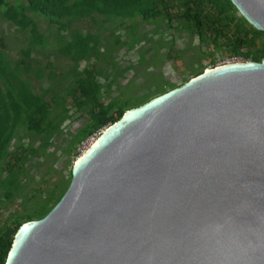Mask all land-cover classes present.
<instances>
[{
    "label": "water",
    "instance_id": "95a60500",
    "mask_svg": "<svg viewBox=\"0 0 264 264\" xmlns=\"http://www.w3.org/2000/svg\"><path fill=\"white\" fill-rule=\"evenodd\" d=\"M264 32V0H230ZM4 264H264V57L127 109Z\"/></svg>",
    "mask_w": 264,
    "mask_h": 264
},
{
    "label": "trees",
    "instance_id": "16d2710c",
    "mask_svg": "<svg viewBox=\"0 0 264 264\" xmlns=\"http://www.w3.org/2000/svg\"><path fill=\"white\" fill-rule=\"evenodd\" d=\"M235 11L230 0H25L15 4L0 0V18L10 21L27 35L26 44L19 48L16 58L11 59L0 43V188L4 189L3 195L11 198L18 190L26 157L44 153L52 137L60 132L61 123L68 117L69 109L64 105L67 98L74 111L87 116L86 123L72 134L64 149L69 161L71 155L80 154L79 144L118 120L127 109L177 86L162 82L155 86L152 96L122 97L119 94L104 104L102 98L109 92L117 62L111 47L114 32L102 35L103 31L125 28L131 37L121 41L115 34L112 43L117 46L121 42L131 48L139 41L135 33L137 18L144 22L165 19L170 29L183 27L196 33L201 41L212 38L213 43L234 27L230 38L226 37L232 55L259 61L264 57V42L255 45V40L264 36V32L244 25L246 21L242 17L243 23L236 24ZM29 13L56 26L55 52L57 57L70 61L66 69L58 70L47 55H44L45 60L34 56L41 53L47 37L39 31L37 21ZM83 21L94 23L97 30L83 32L74 26ZM143 38L147 39V35ZM252 46L254 49L250 48ZM244 47L247 49L242 51ZM171 48L169 46V50ZM170 52H167L168 57ZM99 60L105 61L109 70L98 66ZM83 61L84 65L79 68ZM129 68L126 66L118 74ZM203 70L204 67H198L192 76ZM100 77L106 82H100ZM42 79L48 82L46 86L40 84ZM34 83H38V90ZM33 137L39 141L36 146ZM24 138H28L27 143L23 142ZM70 170L67 182L52 186L45 198L37 197L30 202L31 209L17 215L12 226L5 224L0 231V264H4L19 225L43 217L60 199L70 182ZM3 172L6 175L1 177Z\"/></svg>",
    "mask_w": 264,
    "mask_h": 264
},
{
    "label": "rangeland",
    "instance_id": "374dc122",
    "mask_svg": "<svg viewBox=\"0 0 264 264\" xmlns=\"http://www.w3.org/2000/svg\"><path fill=\"white\" fill-rule=\"evenodd\" d=\"M8 2L15 4L23 3L25 0H8ZM29 14L37 21L39 31L47 37V43L41 53L34 54V56H37L36 58L39 60H45L44 55H47L48 60L52 61L58 70L66 69L70 61L57 57L55 52V40L58 33L56 26L50 25L46 19L39 15ZM234 18L236 24L243 23L237 10L234 12ZM136 20L135 33L139 41L131 48L121 42L117 46L112 43L115 34L120 36L121 41L128 40L131 37V34L127 33L125 28H115L114 31L108 29L102 32V35H110L114 32L111 37V47L113 48L112 55L117 62L113 70L114 79L109 92L105 93L102 98L104 104L110 98H114L119 94L122 97L128 95L143 97L147 94L152 96L153 93L151 92L154 91L158 83L170 82L178 86L184 83L185 79L191 78L198 67L202 66L205 70L233 58L227 38H230L234 27L226 32L225 37H220L213 43L212 38L209 37L201 41L196 33L188 32L183 27L170 29L167 27L165 19H155L154 22H144L139 18ZM128 23L130 21H126V24ZM243 24L247 25L249 23ZM173 25H176V23L174 22ZM74 26L83 32L97 30L96 25L89 21L78 22ZM145 35H147V39L143 38ZM26 36L25 33L19 31L16 25L0 18V43L4 44V50L11 59L16 58L19 48L25 46ZM262 41L264 42V36L258 37L255 40V45H260ZM169 46L172 47L170 50ZM250 48L254 49L253 46ZM246 49L244 47L242 51ZM168 51H171L169 53L170 57L167 56ZM140 57H142V60H140ZM238 59L242 60V58ZM94 61L92 60V62ZM83 65L84 61L80 62L79 68ZM97 65L109 70L103 60H99ZM126 66H130V68L118 74ZM99 81L106 82L102 77L99 78ZM40 84L46 86L48 82L42 79ZM34 87L35 90H38V83H34ZM165 87L167 88V86ZM70 104V98H67L64 105L69 109L68 117L61 123L60 132L52 137V143L47 150L42 154H29L26 157L18 179L19 188L15 194L11 198H6L3 195L4 189L0 188V231L5 224L12 226L17 215L29 211L31 209L30 202L37 199V197L45 198L47 190L52 186L68 181L69 170L81 153L76 156L71 155L68 161L64 149L72 134L87 121L86 114L74 111ZM99 132L92 136L95 137ZM90 137L86 139L87 142ZM32 139L34 146H36L39 141L35 137ZM86 140L79 144L78 150L86 143ZM23 142L27 143L28 138H24ZM14 169L17 171L16 166ZM5 175L6 172L1 173V177Z\"/></svg>",
    "mask_w": 264,
    "mask_h": 264
},
{
    "label": "built area",
    "instance_id": "2783aa9c",
    "mask_svg": "<svg viewBox=\"0 0 264 264\" xmlns=\"http://www.w3.org/2000/svg\"><path fill=\"white\" fill-rule=\"evenodd\" d=\"M239 57H236V56H233V58L231 60H227V61H224L222 63H225V62H232V61H240V59H238ZM220 63V64H222ZM97 136V135H96ZM95 136V137H96ZM93 136L90 137V140L87 142L86 140V143L82 145L81 149L79 150L80 153L89 145V143L95 138Z\"/></svg>",
    "mask_w": 264,
    "mask_h": 264
},
{
    "label": "bare ground",
    "instance_id": "6f19581e",
    "mask_svg": "<svg viewBox=\"0 0 264 264\" xmlns=\"http://www.w3.org/2000/svg\"><path fill=\"white\" fill-rule=\"evenodd\" d=\"M92 142V141H91ZM90 144V143H89Z\"/></svg>",
    "mask_w": 264,
    "mask_h": 264
}]
</instances>
